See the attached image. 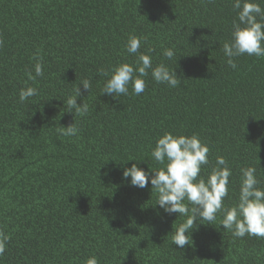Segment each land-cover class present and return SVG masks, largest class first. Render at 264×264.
<instances>
[{
  "label": "trees",
  "instance_id": "obj_1",
  "mask_svg": "<svg viewBox=\"0 0 264 264\" xmlns=\"http://www.w3.org/2000/svg\"><path fill=\"white\" fill-rule=\"evenodd\" d=\"M248 2L264 10V0ZM233 4L0 0V231L10 236L0 264H86L90 257L98 264H264V239L234 237L221 225L223 211L213 224L196 222L186 233L190 245H175L186 217L165 212L151 184L152 171L164 167L151 153L171 133L196 135L209 148L199 179L207 180L218 156L227 161L225 208L238 203L242 168L254 167L264 190V56L234 57L237 67L228 66L223 44L239 22ZM131 36L141 38L134 54L126 48ZM38 50L43 75L29 80ZM141 53L152 68L175 69L179 85L157 83L150 68L141 94L131 83L127 95L102 94L115 67H137ZM76 86L77 104L89 106L83 116L66 104ZM28 87L38 95L21 102ZM72 123L75 136L57 131ZM134 163L149 173L146 187L123 176Z\"/></svg>",
  "mask_w": 264,
  "mask_h": 264
},
{
  "label": "clouds",
  "instance_id": "obj_2",
  "mask_svg": "<svg viewBox=\"0 0 264 264\" xmlns=\"http://www.w3.org/2000/svg\"><path fill=\"white\" fill-rule=\"evenodd\" d=\"M234 9H239L238 23L233 22L231 41L223 44V51L227 59V64L231 68L237 67L234 57L242 55L264 56V23L257 21V16L264 21V10L260 5L248 0H234ZM3 41L0 40V45ZM141 46V38L129 37L126 45L129 53H137ZM153 51V49H149ZM164 56L171 59L174 52L171 49H164ZM33 59L37 62L34 66L35 75L28 73L29 80H35L37 76H42V57L39 50L34 54ZM152 69V77L157 83H167L170 87H177L180 83L175 69L169 71L164 64H159L152 68V61L149 55L141 53L138 57L137 67L131 64L122 63L115 67L111 78L105 83L102 94L115 95V97L128 94L129 83L133 86L136 95L145 90V81L140 77L148 75V69ZM98 72L108 76V71L103 68ZM138 73V75H134ZM83 89L89 92L91 83L88 79L81 81ZM38 95L37 89L28 87L21 89L19 100L25 101L27 98ZM81 89L76 86L74 95L66 100L68 112H74V116H83L88 112V104H77L76 98L81 96ZM74 110V111H73ZM57 131L63 136H75L79 129L75 123L67 127L61 126ZM209 148L201 143L196 135L191 137H175L171 133H165L156 142L151 155L155 161L164 167L152 171L151 177L153 189L158 193L157 204L165 212L177 213L185 216L186 220L179 225L173 235V243L180 248L192 243L191 236L186 233L197 227V221H207L213 224L218 212L223 211L221 220L223 229L228 230L234 237H244L246 234L264 239V190L257 187L259 181L255 177L254 167L242 168L241 187L238 203L232 207L225 208L223 201L228 195V183L231 170L227 166V161L222 157L216 158V167L212 168L207 180L199 179L201 166L207 165ZM223 166V167H220ZM125 178L131 177V184L140 188L148 184L149 173L138 168L134 163L131 168L123 172ZM187 201V203H185ZM10 239L0 231V255L5 252L6 242ZM191 240V243H190ZM86 264H98L95 257L87 259Z\"/></svg>",
  "mask_w": 264,
  "mask_h": 264
}]
</instances>
